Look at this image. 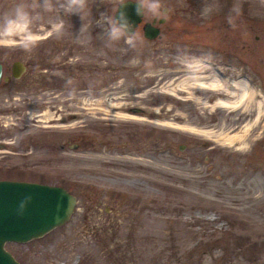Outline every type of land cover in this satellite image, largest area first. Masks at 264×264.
<instances>
[{"label":"rangeland","instance_id":"obj_1","mask_svg":"<svg viewBox=\"0 0 264 264\" xmlns=\"http://www.w3.org/2000/svg\"><path fill=\"white\" fill-rule=\"evenodd\" d=\"M178 1L155 37L138 25L111 41L119 0H87L80 14L64 0H0V60L26 67L1 75L18 153L0 176L76 198L63 224L5 243L18 264H264V0H194L193 12ZM18 6L30 22L8 28ZM142 18H154L147 2ZM61 59L58 73L31 70ZM203 74L246 80L258 111L211 106L221 94L192 84ZM246 122L239 149L203 133Z\"/></svg>","mask_w":264,"mask_h":264},{"label":"water","instance_id":"obj_2","mask_svg":"<svg viewBox=\"0 0 264 264\" xmlns=\"http://www.w3.org/2000/svg\"><path fill=\"white\" fill-rule=\"evenodd\" d=\"M116 7L113 15L118 17L121 11L124 12L129 31L133 32L141 19V14L136 12L135 0H126L125 5ZM157 33V27L148 22L143 24L145 37L153 38ZM22 69V64L14 61L11 75L18 77ZM132 111L140 112L141 109L132 108ZM75 202V196L60 185L0 179V264H18L5 248L6 242H26L63 224L71 215Z\"/></svg>","mask_w":264,"mask_h":264},{"label":"flooded vegetation","instance_id":"obj_3","mask_svg":"<svg viewBox=\"0 0 264 264\" xmlns=\"http://www.w3.org/2000/svg\"><path fill=\"white\" fill-rule=\"evenodd\" d=\"M195 1H197V0H195ZM163 2H165L166 5L161 4L160 15L162 16V18H152L150 20L151 22H148V23H152L155 27H157L158 32H160L162 27L167 24V20H168L167 18H169L168 14L171 11L170 5L172 8V7H176L175 6L176 3H178V4L181 3V1H178V0H163ZM180 6H181V4L179 5V7ZM182 8H185L187 11L193 12L194 11V0H186L184 6ZM195 12H197V10ZM153 21H154V23H153ZM145 22H147V21L144 20L141 16V20L137 24V26L138 25L143 26V24ZM46 55H49V53H47ZM14 61L20 62L23 66V69H22L20 75L25 71L26 67H25L24 61H21L18 58L11 60L7 65L0 60L1 75H2L3 71L5 70L8 73V75L13 77L11 75V72H12V64ZM63 64H64V59H61L57 63H51V61H48L44 64L46 68L38 69L35 66V67H32L31 70L34 72L45 71L48 73H58L60 71V68L58 66L59 65L62 66ZM61 69H63V68L61 67ZM1 75H0V80H1ZM13 78H17V77H13ZM56 88L60 90V89H62V85L58 83L57 85H54L51 89L54 90ZM49 91H52V90H49ZM54 95H56V94H54ZM3 99L5 101L7 99V97L3 98ZM6 111H7V108L0 106V166L1 165H4V166L7 165V163H8L7 159H9V156H11L10 153H18V150L15 149L16 146L18 145V141H17L15 126H14V120L12 118L14 116L12 114H9L10 112L8 113ZM208 139L214 140V138H209V137H208ZM208 142L209 141L204 140V141H202V144H205ZM216 142H218V141H216ZM26 145H30V144H28V142H26ZM211 145L209 144L207 146L211 147ZM227 145H229V143H227ZM230 145H233V144L231 143ZM234 146H236V145H234ZM25 147L26 146H24V143H23V146H21V148L24 149ZM235 148H238V146H236ZM22 152L24 154H26L29 152V150L25 149ZM0 179H17V178L11 177L9 175L8 176L4 175V176H0Z\"/></svg>","mask_w":264,"mask_h":264},{"label":"bare ground","instance_id":"obj_4","mask_svg":"<svg viewBox=\"0 0 264 264\" xmlns=\"http://www.w3.org/2000/svg\"><path fill=\"white\" fill-rule=\"evenodd\" d=\"M150 24L155 27L152 23ZM136 27L137 25L134 27L133 31L136 29ZM192 84L198 87L210 88L212 90H215L217 93L221 94V96H216L214 98L213 102L211 103V106H221L229 108L246 107L248 105L253 104L258 111L259 104H257L256 101H253L254 90L248 85V83L244 79L227 80L218 77L211 78L209 74H203L197 78H194L192 80ZM167 92L172 93L171 89H168ZM44 114H46V117L50 115L49 113ZM247 127L248 122L244 123L241 126L240 130L232 134H223L221 132L215 131L211 132L210 130H205L203 131V133H205L207 136L213 134L217 141L229 143V145L231 143L235 144L236 142L239 149L240 147H244L245 145V141L243 139L245 136L244 132H246L245 130L247 129Z\"/></svg>","mask_w":264,"mask_h":264},{"label":"clouds","instance_id":"obj_5","mask_svg":"<svg viewBox=\"0 0 264 264\" xmlns=\"http://www.w3.org/2000/svg\"><path fill=\"white\" fill-rule=\"evenodd\" d=\"M86 2L87 0H64V3L61 5V7L67 14H80V12L84 10ZM146 2L148 10L153 13L154 18H162V16L160 15L161 4L159 0H135L137 14L143 15V9ZM42 3L46 9L50 8V0H42ZM125 4L126 0H119L117 6H123ZM17 21L22 22L25 26H27V24L30 22L28 13L24 11L22 6L17 7L13 19L6 20L7 27L12 28ZM104 23L107 25V36L111 41H118L121 38L129 36L133 33L129 31L130 25L126 19L124 12L122 11L120 12L118 17L112 15L111 18H106ZM62 30L63 22L61 21L56 26L55 31L59 34L62 32ZM126 42L129 45L133 44L132 39H128ZM31 43H34V41H32V39L29 37L25 40L24 46L28 47Z\"/></svg>","mask_w":264,"mask_h":264}]
</instances>
